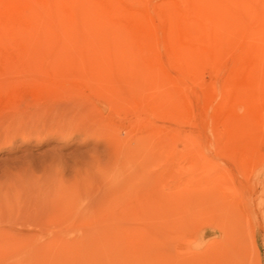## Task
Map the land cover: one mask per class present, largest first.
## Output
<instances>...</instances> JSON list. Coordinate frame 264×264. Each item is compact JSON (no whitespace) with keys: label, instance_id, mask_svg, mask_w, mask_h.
Here are the masks:
<instances>
[{"label":"rangeland","instance_id":"obj_1","mask_svg":"<svg viewBox=\"0 0 264 264\" xmlns=\"http://www.w3.org/2000/svg\"><path fill=\"white\" fill-rule=\"evenodd\" d=\"M0 264H264V0H0Z\"/></svg>","mask_w":264,"mask_h":264}]
</instances>
